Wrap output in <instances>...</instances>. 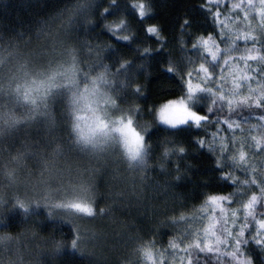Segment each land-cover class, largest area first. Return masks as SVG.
<instances>
[{
  "label": "clouds",
  "instance_id": "1",
  "mask_svg": "<svg viewBox=\"0 0 264 264\" xmlns=\"http://www.w3.org/2000/svg\"><path fill=\"white\" fill-rule=\"evenodd\" d=\"M76 2L65 0L52 14L58 13L61 22V14H69ZM164 7L165 0H93L89 22L59 25L56 38L64 54L58 51L35 62L33 72L46 71L49 60L53 66L64 62L71 72L57 83L62 95L47 109L55 128L49 129L41 117L38 124L0 135V145H6L0 170L14 169L17 177L10 185L0 171V264H65L68 254L76 264H144L139 248L154 244L150 237L160 229L179 227L190 238L179 218L191 219L192 214L183 213L196 212L198 201L204 205L207 193L201 189L215 185L220 195L233 199L231 192L225 194L223 174L213 176L212 183L197 182L201 163L209 165L204 169L208 173L233 169L227 155H217L215 144L198 142L209 116L218 119L223 105L206 91L212 81L201 82L204 91L189 92V76L200 82L194 69L209 61L195 42L198 35L189 44L183 32L169 26ZM112 25L119 27L112 30ZM180 27L188 28L184 23ZM181 101L207 119L170 123L161 118L165 106ZM73 108L85 118L99 113L110 128L118 121L129 124L140 138L139 157L129 159L115 132L95 147L79 141ZM26 142L33 152L17 163ZM57 146L60 153L53 156ZM81 184L90 193L91 215L54 207L80 198ZM241 245H247L241 250L249 264H264V248L252 247L249 240Z\"/></svg>",
  "mask_w": 264,
  "mask_h": 264
},
{
  "label": "snow or ice",
  "instance_id": "2",
  "mask_svg": "<svg viewBox=\"0 0 264 264\" xmlns=\"http://www.w3.org/2000/svg\"><path fill=\"white\" fill-rule=\"evenodd\" d=\"M92 3L93 0H77L69 14H61V27L71 25L74 20L89 22ZM219 3L220 0H206V6L215 23L223 25L220 32L222 36H227V41L221 48L214 34L196 37L195 42L200 45L203 53L210 57V61L209 64L201 62L197 65L194 71L199 74L200 82H193L190 75L187 81L188 90L191 93L204 91L201 82L212 81L206 91L211 97L219 99L223 109L227 107L228 112L232 113L238 107H246L250 112L258 110L259 114L255 117L256 123L237 122L227 117L223 120L232 133L231 151L225 136L217 137L216 132L212 133L213 139L208 141L209 144H218L220 153L227 155L231 161L230 166L240 170L243 175H237L235 171L223 174L232 185L233 199L209 194L204 205L192 213L191 219L185 220L181 215L179 219L184 221L182 227L190 238L183 248L174 240L169 243L173 251L179 249L185 253V256L181 257V264H194L193 253L197 250L200 253L215 254L218 264H225L224 257H227V264H249L241 250V241L248 240L245 238V230L253 223L256 231L251 240L264 248V211L257 214L258 207L264 209V0H235L229 6V11L234 12V17L225 15L223 20L220 19L223 13L218 7ZM138 11L140 15H144L143 8ZM191 23L190 20H185L184 26L189 28ZM110 27L115 30L119 25ZM149 31L153 29L149 28ZM36 38L38 45L27 56L19 53L12 44L0 49V66H7L9 63L13 65L12 70L0 78V96L7 97V102L0 105V135L11 134L25 125L31 127L38 124L41 117L49 129L56 126L47 109L51 100L62 95L57 83L61 78L67 79L71 69L65 67L64 62L53 66L49 60L46 71L33 72L38 59L52 56L58 51L64 54L56 35L50 31L47 23L39 27ZM238 40L244 42L243 48L238 46ZM28 43H31V37ZM68 54L70 55V52ZM217 68H221L219 74L216 72ZM72 103H78V98L74 97ZM73 114L72 127L82 143L95 147L106 143L115 132L120 135L129 159L136 160L139 157L140 138L129 124L118 121L110 128L99 113L93 112L91 117L85 118L76 114V109L73 108ZM161 118L170 123L183 122L188 118L194 122L207 119L197 112L189 111L182 101L165 106L161 110ZM198 142L204 144L205 140L199 139ZM32 152L33 145L26 142L23 150L17 154L16 162L20 163ZM59 153L60 147L57 146L53 150V156ZM45 166H48V161H45ZM0 171L7 177L10 185L17 182L14 169L5 167ZM78 192L82 194L80 198L63 204L57 202L54 207L71 208L91 215L93 209L88 203L90 193L87 185H79ZM233 203L239 207H231ZM17 204L27 212L28 206L19 197ZM209 209L213 214L208 215L206 222L198 226L200 217L203 218V214L208 213ZM241 210L243 221L238 224V213ZM217 211L219 215L215 214ZM75 244L73 241L74 246ZM139 253L144 259V264H166L165 253L157 250L154 244L141 245Z\"/></svg>",
  "mask_w": 264,
  "mask_h": 264
},
{
  "label": "trees",
  "instance_id": "3",
  "mask_svg": "<svg viewBox=\"0 0 264 264\" xmlns=\"http://www.w3.org/2000/svg\"><path fill=\"white\" fill-rule=\"evenodd\" d=\"M65 0H0V49L6 48L9 44L15 45L19 53L23 56H27L31 50L38 45L36 38L37 30L40 26L47 23V27L50 31L56 35L58 27L60 25V19H58V13L52 14L59 8H63ZM166 7L162 9V14L167 20L169 26L175 28L179 32H183L184 38L189 42L192 41L195 35H208L214 34L215 39L219 43L220 47L225 46L224 43L219 40V25L215 23L214 18L210 15L206 6V0H165ZM205 5V7H201ZM185 20H190L191 26L187 29H181V25ZM21 36L23 37L21 39ZM29 37H31V43H28ZM204 59L209 61L207 54L203 53ZM7 66H12L9 63ZM3 66H0L2 68ZM5 69V68H4ZM226 70V69H225ZM217 74L221 72V69H216ZM187 79V78H186ZM199 110L203 111V108ZM259 111L250 112L246 107H238L232 113H229L227 107L219 114L218 119L216 115L209 116L210 123L206 129H202L199 133V139L211 141L213 139L212 133L216 132L217 137L225 136L227 138L229 148L232 150L231 135L232 133L227 129V125L223 123V120L227 117L230 120L243 122V118L247 117L248 122L256 123V115ZM217 155H220L218 144ZM238 146V145H237ZM6 145H0V158H2V149ZM209 167L207 163H201L199 166L197 182L212 183L213 176L226 174L228 171H235L237 175H243L238 169H230L226 167L223 173H208L204 169ZM218 182V181H217ZM228 187L225 190L227 192L232 191V185L227 182ZM202 192L214 195H220V188L213 185L211 189H201ZM231 207H239L233 203ZM196 208L201 207V202L195 203ZM260 209L258 207L257 214L259 215ZM191 216V212L183 213ZM255 224H250L249 228L245 230V238L252 242V247H258L253 240H251L252 229ZM155 248L165 253L166 264H181V257L185 256V253L179 249L173 251L169 247L170 241H175L183 248L187 239L184 236L181 228L169 229L162 228L152 235ZM247 245H242L241 248H246ZM231 250V249H229ZM194 260H199L200 264H218L215 254L213 253H200L198 250L193 254ZM227 259V257H224ZM65 264H76V259L73 255H66L64 257Z\"/></svg>",
  "mask_w": 264,
  "mask_h": 264
},
{
  "label": "rangeland",
  "instance_id": "4",
  "mask_svg": "<svg viewBox=\"0 0 264 264\" xmlns=\"http://www.w3.org/2000/svg\"><path fill=\"white\" fill-rule=\"evenodd\" d=\"M233 2H235V0H220V3L218 5V7L221 10V12L223 13L222 16L220 17V19L223 20L225 15L234 17V12H230L229 11V6ZM215 7L216 6L214 5L213 6V10H215ZM222 27H223V25H219V31H220V29ZM219 40H221V42L225 44V42L227 41V36L226 35L222 36L221 35V32H220V34H219ZM237 44H238V46L240 48H243L244 47V42L242 40H238L237 41ZM209 61H210V57H209ZM12 68H13L12 66L11 67L10 66H3L2 68H0V78H3V76L7 72H9V71L12 70ZM219 69H221V68H219ZM6 102H7V97L0 96V105L5 104ZM225 203H227V202H225ZM212 214L213 213H212L211 209H209L208 213L203 214V218L198 221V226L199 225H202L203 223H205L206 222V219H207V216L208 215H212ZM215 214L216 215H219V212L217 211ZM238 215H239V220H238V224H239V223H241L243 221V213H242V210L238 213ZM252 230H253L252 231V234H255V231H256V226L255 225L253 226V229Z\"/></svg>",
  "mask_w": 264,
  "mask_h": 264
}]
</instances>
